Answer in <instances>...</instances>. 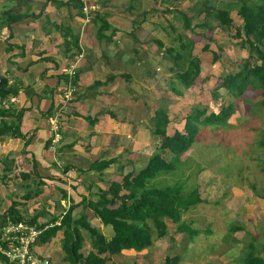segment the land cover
<instances>
[{
    "label": "crops",
    "instance_id": "crops-1",
    "mask_svg": "<svg viewBox=\"0 0 264 264\" xmlns=\"http://www.w3.org/2000/svg\"><path fill=\"white\" fill-rule=\"evenodd\" d=\"M56 1L48 3L42 12L46 0H0V75L8 80L9 87L18 90L17 96L0 103L2 111L17 115L0 117V123L16 121L22 115L18 124L30 142L26 146V140L0 138V218L14 201L26 202L24 210L28 209L29 217L40 213L39 225L52 222L45 218L60 219L66 212L70 201L62 199L59 189H66L77 202L81 197L97 202L95 197L106 190L110 181H120L130 173L131 157L136 152L132 146L127 147L131 145L128 138L135 136L131 130H138L143 122L142 109L137 119V112L132 110L133 86L141 89L140 85L133 82L132 76L127 79L123 69L135 66L123 51L130 46L136 19L125 11L131 0H117L121 4L113 0ZM94 11L107 13L108 23L118 30L114 43L97 41L91 14ZM5 13L28 15L11 25L10 52L6 51L10 33L1 25ZM147 22L148 19L140 29ZM110 34L111 31L107 33ZM74 64L78 74L71 82L76 91L65 98L70 81L68 70ZM137 65L141 67V63ZM100 83L96 90L94 87ZM143 87L145 90L146 85ZM57 133L61 139L55 142ZM111 160L113 163L101 174L91 170L94 164ZM73 186L77 187V195ZM28 195L31 196L26 201ZM76 213L87 215L89 222L103 232L91 211ZM60 233L45 245L37 243L35 250L52 264H69ZM104 235L111 239L110 233ZM90 251L86 241L82 252ZM140 253L118 255L122 256L119 263L115 256L108 264H127L125 258Z\"/></svg>",
    "mask_w": 264,
    "mask_h": 264
},
{
    "label": "rangeland",
    "instance_id": "rangeland-1",
    "mask_svg": "<svg viewBox=\"0 0 264 264\" xmlns=\"http://www.w3.org/2000/svg\"><path fill=\"white\" fill-rule=\"evenodd\" d=\"M203 3L217 10L232 8L235 28L222 30L214 18L207 19ZM142 5L144 8L150 6L145 0ZM239 7V0L159 1L153 7L156 10L149 13L148 22L138 29L140 39L136 42L130 38V46L123 49L126 57L135 64L123 67L126 78L132 76L133 82H138L141 88L133 86L132 110L137 112V119L140 116L138 110L142 109L141 125L148 126L131 130L135 136L128 138L131 145L127 147L132 146V151L136 152L131 160L136 161L137 170L144 168L148 160L161 150V139L151 132L150 117L163 103L167 104L172 120L168 127L170 135L176 131L185 133L186 118L194 108L207 109L208 112L218 110L216 102L212 101L215 93L223 97L226 104H235L226 123L201 127L200 136L182 155L176 172L156 179L167 186L185 183L186 190L198 188L204 203L185 213L182 222L197 229L199 234L191 240L186 234H179L177 225L168 221V236L158 239L155 235L154 245L136 256L125 258L127 264H241L250 237L257 239L259 246L264 245V147L260 144L264 136V99L260 92L250 89L240 100H235L220 86L222 78L228 73H236L238 65L249 55L248 49L241 47V40L235 37L236 29L243 23L237 15ZM176 11L188 13L194 23H207L213 31L207 36H203V30L186 31ZM181 34H186L194 42L193 53L201 59L202 71L195 84L184 90V95L178 96L171 90V83H176L178 89L181 86L171 71L173 60L165 49H177V37ZM156 40L163 42V48H159ZM206 45L211 47L209 52H204ZM219 49L222 52L215 63L211 52ZM138 63H141L140 68ZM142 84L146 85L145 90ZM99 86L94 88L97 90ZM161 156L166 161L171 159L168 151H161ZM100 197L95 198L99 200ZM44 220L52 221L49 218ZM100 225L102 233H110L112 238L113 229ZM232 226L242 227L243 231L232 233ZM231 237L236 240L232 242ZM261 255L264 257V251ZM121 257H115V262L122 261Z\"/></svg>",
    "mask_w": 264,
    "mask_h": 264
},
{
    "label": "trees",
    "instance_id": "trees-1",
    "mask_svg": "<svg viewBox=\"0 0 264 264\" xmlns=\"http://www.w3.org/2000/svg\"><path fill=\"white\" fill-rule=\"evenodd\" d=\"M142 1L131 0L129 8L125 10L136 17L133 23L134 30L131 33L135 41L139 40L137 38L138 29L147 21L149 13L156 10L153 7L159 1L166 3V0H145L146 4H150V6L144 8ZM50 2L55 4L57 1L46 0V3L42 6V12ZM239 4L237 15L243 23L241 28L236 29L235 37L241 40L240 46L247 48L249 55L238 65L236 73H228L222 78L220 86L226 89L235 100H240L250 89L260 92L264 99V0H239ZM203 10L206 11L207 19L214 18L218 22L220 29L232 30L235 28L231 15L232 8L227 7L217 10L203 3ZM91 14L97 41L114 43L118 30L112 29L108 23L107 13L101 14V12L94 11ZM176 14L177 18L183 22V28L186 31L203 30V36H207V33L213 31L205 22L194 23L192 16L184 11H176ZM3 15L6 19L1 25L5 26L10 33L6 39V51L10 52L13 48V45L9 44L13 38L11 25L21 22L28 15L20 13H5ZM110 31L111 34L107 35ZM185 35L181 34L177 37L179 42L177 49H165V53L173 60L171 71L174 72L181 86V89H178L176 83H171V90L178 96L184 95V90H189L195 84L202 71V61L193 53L194 42ZM154 42L158 44L159 48H163L162 41L156 40ZM210 48V45H206L204 52H209ZM220 52H222V49L211 52L213 62L219 61ZM110 79L113 80V78ZM97 85H101V83ZM17 94V88L9 87L8 84L2 86L0 103L10 96H17ZM212 101L216 102L218 110L208 112L207 109L194 108L186 118L185 133L176 131L173 135H170L168 131L172 120L169 116L167 104L163 103L155 111L154 116L150 117L151 132L161 139V150L156 152L148 160L147 165L140 170L136 169L134 164L136 162L132 161L133 170L123 175L120 181H110L106 190H101V199L97 202L88 201L84 197H81L80 202H77L66 189H59L62 199L70 201H67L69 206L61 219L60 226L47 229L37 243L45 245L56 237L59 232H62L63 250L69 264H108L109 260L115 256L131 252L140 253L151 248L154 245L155 235L158 236V239L168 236V221L177 225L176 231L179 234H186L191 240L196 237L199 231L191 228L189 224L183 223L182 218L191 208L204 203L198 188L193 187L186 190L185 183L167 186V184H161L156 179L177 171L181 164L182 155L190 149L200 136L201 127L208 128L224 124L229 120L235 110V104H226L224 98L219 97L217 93L212 95ZM10 115L15 116L17 114L13 111H2L0 109V117H10ZM21 117L22 115L16 117L17 120L10 123L8 121L1 122L0 138L9 136L13 139H22L26 140V146L29 145V140L22 133L18 124ZM260 144L264 147V136ZM161 151H168L171 154V159L169 161L164 160ZM112 163L113 160L101 161L94 164L91 170L101 174ZM41 182L43 183L42 180ZM156 183L162 187L156 186ZM76 188V186L72 187L75 195H77ZM30 196H25L26 201ZM24 209H26V202L22 204L14 201L10 209L0 218V230L9 221L20 222L26 220L32 225H47L38 224L41 217L40 213L29 217L28 209ZM77 210L79 213L89 210L104 226H110L114 232L112 238L108 239L100 229L94 227L89 222L87 215L83 213L77 215ZM24 211L26 212L24 213ZM56 221L57 219L52 220V222ZM230 231L232 233L243 231V228L232 226ZM233 240L236 239L231 237L232 242ZM86 241L91 246V251L88 254L82 252ZM256 242L257 239L250 237V241L243 250L244 256L241 259V264H264V257L261 255L264 251V245L259 246Z\"/></svg>",
    "mask_w": 264,
    "mask_h": 264
},
{
    "label": "built area",
    "instance_id": "built-area-1",
    "mask_svg": "<svg viewBox=\"0 0 264 264\" xmlns=\"http://www.w3.org/2000/svg\"><path fill=\"white\" fill-rule=\"evenodd\" d=\"M84 12H88L84 9ZM82 58L83 55H79ZM77 74V64H74L68 70L70 78L65 98L71 92H75V86L71 79ZM55 127V126H54ZM58 130V127L55 128ZM61 136L57 133L55 142H58ZM49 227L32 225L26 220L20 222L9 221L2 228L0 233V264H52V261L43 257L35 250L38 239Z\"/></svg>",
    "mask_w": 264,
    "mask_h": 264
},
{
    "label": "clouds",
    "instance_id": "clouds-1",
    "mask_svg": "<svg viewBox=\"0 0 264 264\" xmlns=\"http://www.w3.org/2000/svg\"><path fill=\"white\" fill-rule=\"evenodd\" d=\"M137 42V41H136ZM81 55V54H80ZM78 72V71H77ZM63 217V216H62ZM62 217L59 219H57V221L56 222H50V223H47V225H45V226H41V227H49V228H52V227H54V226H60V223H61V219H62ZM97 219V218H96ZM99 220V219H98ZM100 221V220H99ZM101 222V221H100ZM48 228V229H49ZM97 228V227H96ZM47 231V230H46ZM102 232V231H101ZM44 234V233H43ZM37 244V243H36Z\"/></svg>",
    "mask_w": 264,
    "mask_h": 264
},
{
    "label": "water",
    "instance_id": "water-1",
    "mask_svg": "<svg viewBox=\"0 0 264 264\" xmlns=\"http://www.w3.org/2000/svg\"><path fill=\"white\" fill-rule=\"evenodd\" d=\"M8 84V80L6 78L0 79V92L2 91V86H5Z\"/></svg>",
    "mask_w": 264,
    "mask_h": 264
}]
</instances>
